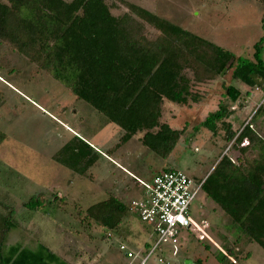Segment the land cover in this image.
I'll return each instance as SVG.
<instances>
[{
  "label": "rangeland",
  "instance_id": "rangeland-1",
  "mask_svg": "<svg viewBox=\"0 0 264 264\" xmlns=\"http://www.w3.org/2000/svg\"><path fill=\"white\" fill-rule=\"evenodd\" d=\"M106 2L118 17L128 12L126 3H134L231 51L236 57L252 58L255 44L263 41L264 60V0ZM145 26L150 37L159 34L149 24ZM231 63L232 60L223 75L213 79L206 78L200 69L196 74L192 68H187L185 73L191 79L198 101L179 105L165 100L162 122L184 130L168 158L159 157L143 146L139 140L143 134L139 133L118 148L117 156L124 157L120 162L140 177L143 173L136 170L146 165L149 169H177L196 179L206 178L226 155L228 147L220 123L216 132L201 126L220 104L234 111L229 121L234 122L235 130L255 113L251 122L264 137V115L256 113L262 106L263 90L233 81V69H228ZM230 85L241 92L235 103L226 93ZM248 92L249 97L254 94L250 103L246 102ZM249 104H252L251 111L243 114ZM80 123L95 126L91 129L97 131V139L94 133L82 128L79 131L86 138H94L95 143L103 139V146L114 145L124 134L120 127L79 100L49 73L38 70L13 46H6L0 54V130L6 134L0 145V212L6 214L9 207L13 208L18 222L8 237L7 246L21 244L35 248L43 242L69 264H127V250H122L121 245L141 255L145 244L155 238L152 227L129 212L120 230L110 232L111 237H108L100 225L84 217L88 207L112 195L125 204L137 198V177L99 151L96 163L84 174L62 165L55 156L65 138L71 135V129L79 127ZM229 154L234 159L239 157V163L245 168L258 157V151L250 149L243 153L240 146ZM41 193L46 202L44 208L24 207L32 196ZM192 218L199 224H208L205 231L210 239L200 240L198 233L182 230L176 247H164L171 264H264V249L241 233L205 192L194 201ZM230 248L232 258L222 262Z\"/></svg>",
  "mask_w": 264,
  "mask_h": 264
},
{
  "label": "trees",
  "instance_id": "trees-1",
  "mask_svg": "<svg viewBox=\"0 0 264 264\" xmlns=\"http://www.w3.org/2000/svg\"><path fill=\"white\" fill-rule=\"evenodd\" d=\"M126 7L128 12L118 17L106 0H0V54L6 46H13L38 70L49 73L120 127L124 135L119 146L142 133L141 143L165 159L184 131L162 122L165 100L179 105L198 101L185 73L187 68L196 74L200 69L206 78L213 79L232 60L228 68L233 69L232 80L261 88L264 95L263 41L255 44L252 58L236 57L150 10L134 3H126ZM145 24L159 34L150 37ZM226 93L232 103L241 97L233 85L226 87ZM262 106L256 113L264 115ZM233 115L229 106L220 104L201 123L212 132L220 123L230 146L208 175L204 192L241 233L264 249V137L253 129L252 122L246 125L245 121L235 130L234 122L229 121ZM5 139L0 130V145ZM245 139L247 145H243ZM236 146L243 153L258 151L249 167L229 154ZM97 154L90 144L75 137L55 158L84 174L96 163ZM45 205L42 193L24 203L29 210ZM128 213L127 204L112 195L88 207L84 219L100 225L109 237L110 232L120 230ZM17 226L13 208L6 214L0 212V264H69L43 242L35 248L7 246ZM232 255L230 248L222 262Z\"/></svg>",
  "mask_w": 264,
  "mask_h": 264
},
{
  "label": "built area",
  "instance_id": "built-area-1",
  "mask_svg": "<svg viewBox=\"0 0 264 264\" xmlns=\"http://www.w3.org/2000/svg\"><path fill=\"white\" fill-rule=\"evenodd\" d=\"M254 114L246 125L251 123ZM248 143L245 139L243 145ZM229 149L230 146L226 153ZM207 177L196 179L183 171L166 168L155 173L148 181L136 179L143 192L127 204L128 212L134 213L143 223L150 225L155 238L145 244L141 255L121 245L122 250H127V264H171L164 254V247H176L182 230L198 233L200 240L209 238L205 231L208 224H199L192 218V205L204 192Z\"/></svg>",
  "mask_w": 264,
  "mask_h": 264
},
{
  "label": "crops",
  "instance_id": "crops-1",
  "mask_svg": "<svg viewBox=\"0 0 264 264\" xmlns=\"http://www.w3.org/2000/svg\"><path fill=\"white\" fill-rule=\"evenodd\" d=\"M253 96H254V94L251 96V97H249V100H247L246 102H249L250 103V100H252V98H253ZM251 106H252V104H249V105H247L243 110H244V113L243 114H247V113H249V111H251ZM234 116V115H233ZM232 116V117H233ZM99 122V124H101V120H98ZM246 121V123H247V119H245L244 120V122ZM245 123V124H246ZM253 124V123H252ZM97 125V124H96ZM116 125V124H115ZM80 127V128H79ZM79 127H74L73 129H71L72 130V132L70 131V133H71V135L70 136H68V137H66L65 138V141H63V144H61V147H60V149L65 145V144H67L68 142H70L72 139H74L75 137H79L80 139H82V140H84L85 142H87L88 144H90L93 148H94V150L97 152V151H99L101 154H104V155H106V156H108L109 158H111L112 159V161H114L116 164H117V166H120L124 171L126 170V172H128V173H130L131 175H133V176H135V177H137V178H140V179H143V180H146V181H148V180H150L152 177H153V175L155 174V173H157L158 171H160V170H162L164 167H157V168H153V167H151L150 169L148 168V166H146V165H142L141 166V169H137L136 170V172H142L143 173V177H140L139 175H137L136 173H134L133 171H131V170H129L127 167H125V163H121L120 162V159H122V158H124V157H122V156H117V153H118V148L120 147V146H122V145H120L119 146V144H120V141L119 142H116V143H114V145H110V146H108L107 144H106V146L104 145H101L102 143H103V139L101 140V138H99L100 139V141H98V142H100V143H95L96 141L94 140V138H92V137H90V136H88L87 138L86 137H84L83 135H82V133H80L81 131H79V130H81V128L82 129H85V130H87L88 132H90V133H94V134H96L95 135V137H96V139H97V131H93L91 128H95V126H90V127H86V125L84 124V123H80L79 124ZM100 127H101V125H100ZM252 127H253V129L255 130V128H254V124L252 125ZM256 131V130H255ZM77 132H79V133H77ZM80 134V135H79ZM258 134H260V133H258ZM79 135V136H78ZM124 135V134H123ZM134 138V137H133ZM132 138V139H133ZM139 140L141 141V136H140V138H139ZM129 142V141H128ZM143 145V144H142ZM144 146V145H143ZM115 151H116V156L115 157H113V155H114V153H115ZM112 153V155H109V153ZM117 157V158H116ZM215 167V166H214ZM164 169H166V168H164ZM214 169V168H213ZM212 169V170H213ZM136 180V179H135ZM142 189L140 188V186H138L137 185V195H142ZM118 197V196H117ZM187 264H190V262H187Z\"/></svg>",
  "mask_w": 264,
  "mask_h": 264
},
{
  "label": "water",
  "instance_id": "water-1",
  "mask_svg": "<svg viewBox=\"0 0 264 264\" xmlns=\"http://www.w3.org/2000/svg\"><path fill=\"white\" fill-rule=\"evenodd\" d=\"M228 67V66H227ZM227 67L223 70L222 75L226 72ZM187 264V263H186Z\"/></svg>",
  "mask_w": 264,
  "mask_h": 264
}]
</instances>
